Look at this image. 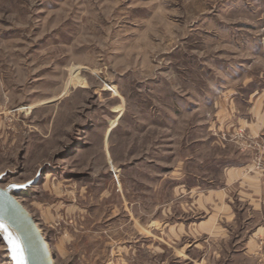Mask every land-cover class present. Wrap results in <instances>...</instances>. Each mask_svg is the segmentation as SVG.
<instances>
[{"label": "rangeland", "instance_id": "1", "mask_svg": "<svg viewBox=\"0 0 264 264\" xmlns=\"http://www.w3.org/2000/svg\"><path fill=\"white\" fill-rule=\"evenodd\" d=\"M0 187L53 264H264V0H0Z\"/></svg>", "mask_w": 264, "mask_h": 264}, {"label": "water", "instance_id": "2", "mask_svg": "<svg viewBox=\"0 0 264 264\" xmlns=\"http://www.w3.org/2000/svg\"><path fill=\"white\" fill-rule=\"evenodd\" d=\"M0 225L6 230L14 249L13 264H53V256L47 251V241L34 218L18 201L17 192L0 187Z\"/></svg>", "mask_w": 264, "mask_h": 264}, {"label": "bare ground", "instance_id": "3", "mask_svg": "<svg viewBox=\"0 0 264 264\" xmlns=\"http://www.w3.org/2000/svg\"><path fill=\"white\" fill-rule=\"evenodd\" d=\"M0 233H3L4 235H6V230L2 227L0 228ZM47 251L49 252V248H48V245H47Z\"/></svg>", "mask_w": 264, "mask_h": 264}, {"label": "snow or ice", "instance_id": "4", "mask_svg": "<svg viewBox=\"0 0 264 264\" xmlns=\"http://www.w3.org/2000/svg\"><path fill=\"white\" fill-rule=\"evenodd\" d=\"M0 228H2V225H0Z\"/></svg>", "mask_w": 264, "mask_h": 264}]
</instances>
